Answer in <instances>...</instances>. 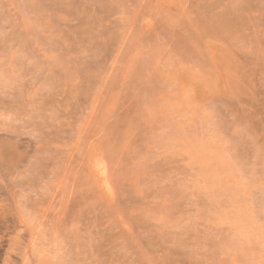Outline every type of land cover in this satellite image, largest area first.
I'll use <instances>...</instances> for the list:
<instances>
[{
	"label": "rangeland",
	"instance_id": "1",
	"mask_svg": "<svg viewBox=\"0 0 264 264\" xmlns=\"http://www.w3.org/2000/svg\"><path fill=\"white\" fill-rule=\"evenodd\" d=\"M0 154L26 264H264V0H0Z\"/></svg>",
	"mask_w": 264,
	"mask_h": 264
},
{
	"label": "bare ground",
	"instance_id": "2",
	"mask_svg": "<svg viewBox=\"0 0 264 264\" xmlns=\"http://www.w3.org/2000/svg\"><path fill=\"white\" fill-rule=\"evenodd\" d=\"M49 159L33 158L27 155L0 154V212H11L14 215L15 190L10 188V178L22 171H32L41 165L49 164ZM22 246V236H6L0 241V262L2 264H26L16 252ZM27 264H35L34 261Z\"/></svg>",
	"mask_w": 264,
	"mask_h": 264
}]
</instances>
